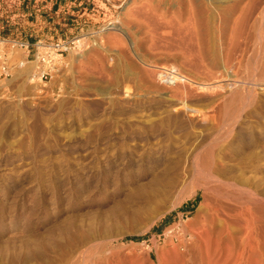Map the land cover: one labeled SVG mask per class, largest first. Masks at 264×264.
Returning <instances> with one entry per match:
<instances>
[{"label":"rangeland","instance_id":"1","mask_svg":"<svg viewBox=\"0 0 264 264\" xmlns=\"http://www.w3.org/2000/svg\"><path fill=\"white\" fill-rule=\"evenodd\" d=\"M247 1L110 0L96 25L121 31L83 39L46 88L33 62L0 85V264H165L206 217L201 193L167 208L213 133L231 205L264 207V0Z\"/></svg>","mask_w":264,"mask_h":264},{"label":"bare ground","instance_id":"2","mask_svg":"<svg viewBox=\"0 0 264 264\" xmlns=\"http://www.w3.org/2000/svg\"><path fill=\"white\" fill-rule=\"evenodd\" d=\"M242 1L244 2L245 0ZM248 1L253 2L255 0H248ZM260 2L262 1L260 0ZM244 4L246 5V3ZM254 4L259 7V5H257L258 4L257 2ZM255 5L254 7H256ZM243 7L245 8L244 5ZM206 10L208 9L205 8V11ZM252 12H253V8L251 10V14ZM240 15L241 13H239V16ZM239 16H237L238 17L237 20L239 19ZM193 21L195 20L193 19ZM234 25L236 26V23ZM111 29L121 31V29H117L115 26L111 27ZM128 92L129 91H126L127 93L126 96H128L129 94ZM197 122H202V120L194 117H189L187 119L184 118L163 119L159 121V123L157 122L158 129L157 131L156 130L153 131V135L160 134V131H162L163 128H172L173 131L177 133L186 131L189 127L194 126ZM158 131L159 133H157ZM213 135L214 133L211 134V137L209 136L210 140L207 141L206 151H204L205 149H203L202 154H201L202 151H199L197 153L195 152L196 157L193 160L195 163L193 166L194 170L192 173V179L190 178L191 179V181L189 180L190 182L187 183L184 182V184H182L183 186L178 192L179 196L177 195L178 197L167 208V210L175 209L180 205H182L186 200L196 197L197 195H199V193H201L203 200L200 204V208L197 210V213L198 215H200L201 212L205 209L206 217L205 218L203 217L204 221L201 222L198 225V227L193 228L191 230H185L186 228L188 229V225L187 226L184 225L185 229H183L182 231L180 230L182 234L181 236L184 238L190 236L188 241H190L191 243L186 244V242H184L183 244L178 246H175L174 244L171 249L166 251L167 261L165 264H264V230L260 226L258 227L256 226L259 222H261L264 219V207H262L263 204H261L259 210L257 208V204L254 205L253 209H255V207L257 208V211L255 212L251 211L252 209L250 210L249 208H245V207L236 210V208L234 209V207L231 205L229 201H232L233 198L235 197H232V200H230V195L228 194L230 193L229 191H231L232 189L231 190L229 189L238 186L237 181L236 179H234L233 176L229 175L230 171L225 167L223 160H221L220 158L215 159L214 151H213L214 150L213 143L223 138H225L226 140V137L229 138L230 133L228 132L227 134H225L226 136L224 135L222 136V134H220V137L222 136V138L219 137L218 139L213 138ZM128 139L131 141L137 140L134 135H129ZM190 185H192L194 189V192L192 194L187 193V188ZM246 191L247 190H245V192ZM208 193L214 194L213 196L216 197L217 199H210L209 195H207ZM234 196L238 197V195H234ZM261 202L263 203L262 200ZM164 214H165L164 211L163 212L156 211L152 216V218L148 221L147 230L152 231V229L155 227L157 222L161 220ZM181 218L184 219V216L181 215ZM180 247H184L186 249L185 250L183 249V251H181ZM83 250L85 251V249ZM82 256H83V252L77 253L72 258L70 264H75L77 261L80 260ZM147 256H148V262L150 264H155L151 254L148 253ZM160 258L162 259V257Z\"/></svg>","mask_w":264,"mask_h":264},{"label":"built area","instance_id":"3","mask_svg":"<svg viewBox=\"0 0 264 264\" xmlns=\"http://www.w3.org/2000/svg\"><path fill=\"white\" fill-rule=\"evenodd\" d=\"M85 1L91 3V11L99 9L95 0ZM23 5V0H0V85L33 62L35 69L31 80H37L46 88L47 82H51L61 70L66 54L86 47L85 42H81L83 39L101 35L111 28V23L104 22L89 30L82 26L75 35L56 37L49 34L29 41L22 35ZM159 75L168 85H172V79L178 77L175 70L163 68H160Z\"/></svg>","mask_w":264,"mask_h":264},{"label":"crops","instance_id":"4","mask_svg":"<svg viewBox=\"0 0 264 264\" xmlns=\"http://www.w3.org/2000/svg\"><path fill=\"white\" fill-rule=\"evenodd\" d=\"M109 1L95 0L99 9L93 12L91 3L85 0H23L22 35L33 41L36 36L59 37L78 33L82 26L92 28L106 14Z\"/></svg>","mask_w":264,"mask_h":264},{"label":"trees","instance_id":"5","mask_svg":"<svg viewBox=\"0 0 264 264\" xmlns=\"http://www.w3.org/2000/svg\"><path fill=\"white\" fill-rule=\"evenodd\" d=\"M131 240H137V239L133 238V239H131Z\"/></svg>","mask_w":264,"mask_h":264}]
</instances>
